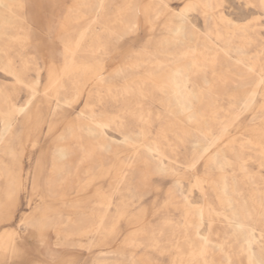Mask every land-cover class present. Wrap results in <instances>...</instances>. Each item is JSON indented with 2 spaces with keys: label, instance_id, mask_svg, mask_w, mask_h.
Masks as SVG:
<instances>
[{
  "label": "rangeland",
  "instance_id": "374dc122",
  "mask_svg": "<svg viewBox=\"0 0 264 264\" xmlns=\"http://www.w3.org/2000/svg\"><path fill=\"white\" fill-rule=\"evenodd\" d=\"M245 2L253 7L229 26L217 0H0V168L26 114L11 107L31 94L36 106L67 109L66 123L44 141L41 188H31V176L43 133L37 146H20L10 193L0 176V264L69 255L80 264H129V254H107L114 245L78 234L97 198L74 213L75 186L100 167L109 170L97 184L109 216L120 204L155 201L124 229H143L138 246H124L146 248L133 264L264 261V10L260 0ZM128 21L138 24L135 49L117 63L107 51ZM55 143L69 149L67 159L55 158ZM28 217L38 228L26 229L27 251L15 255L16 229ZM153 231L157 248L149 250Z\"/></svg>",
  "mask_w": 264,
  "mask_h": 264
},
{
  "label": "crops",
  "instance_id": "0c3cea01",
  "mask_svg": "<svg viewBox=\"0 0 264 264\" xmlns=\"http://www.w3.org/2000/svg\"><path fill=\"white\" fill-rule=\"evenodd\" d=\"M28 97L24 101H26ZM30 98L32 99L33 102L31 103L30 107L25 111L26 114H25L24 121L22 122L20 126L15 128V130L11 133L10 139L8 141L7 148H6V156H5L6 158L5 163L7 166L3 167L2 169L0 168L1 169L0 176L4 180V182H6L7 184V193H10V191L13 190L18 185L17 172H16L15 167L12 166V164L18 159L20 146L22 145V143L26 141L29 142L30 148L37 146L39 142L41 141V134L43 133L42 134L43 141L39 146V149L37 152L38 158L35 160V166L33 168V174L31 176V188L32 189L41 188L40 182H41V176H42L41 175L42 166L40 162L42 161L43 157H45L46 149H47V146L49 145V144H44V141L50 140L51 137L55 133H57L58 129L60 128V125L66 123L67 109L61 107L60 105H55L53 108L49 104H41L40 106H36L34 103V96L29 97V99ZM58 101L59 103L64 104L63 100L59 99ZM16 113L20 114L21 112L18 111ZM11 123H12L11 120H8L6 122L5 126L7 130L11 126ZM43 127H46L45 132H43ZM55 146H56L54 149V152L56 154L55 158L58 161H63L67 159L68 156H70V151L68 148H66V146H64L61 143H58ZM108 171H109L108 169H104L100 167L95 172H92V173L87 172V175L84 177V179L82 181H78V183L75 186L76 191H75V194L73 195V198L71 199V202H72L71 207L74 209V213L79 212L80 202L82 200H88L92 197L97 198V201L93 204L92 209L86 214L87 220H86L85 225L89 226V225L95 224L94 221L97 216L96 214H97V209H98V203L102 202L104 195L106 196V194L101 189H99L97 184L104 179V176ZM42 198L43 196L40 194V199L43 200ZM154 202L155 201L153 200L150 206H154ZM139 203H140L139 205H141L142 208L148 207L144 199L139 201ZM2 207H3V202L0 201V218L4 215L3 210H1ZM120 207L123 208V204H120ZM132 207H135V209L138 208V206L137 207L132 206ZM107 210H108V207H103L101 212L105 213ZM140 213L141 212H139V214ZM107 217H108V214H107ZM27 220L34 222V220H32L29 217L27 218ZM68 221L72 224H77V222H75L73 218L68 219ZM105 221L107 222V224L110 223L108 221V218ZM78 234H80V231ZM123 235H124V230L120 231V236L122 238H123ZM91 237H96L99 245L112 246L116 242L114 241L115 238L112 239L113 242L109 238H106V242H104V239H99L95 235V233H93L90 236V238ZM121 237L119 239L120 241L122 239ZM109 241H111L112 243H109ZM118 260L119 259H116L114 261H118Z\"/></svg>",
  "mask_w": 264,
  "mask_h": 264
},
{
  "label": "snow or ice",
  "instance_id": "6c2138e0",
  "mask_svg": "<svg viewBox=\"0 0 264 264\" xmlns=\"http://www.w3.org/2000/svg\"><path fill=\"white\" fill-rule=\"evenodd\" d=\"M101 7H103V5H101ZM188 7L190 6H185V8ZM214 7L215 10L219 13L220 21L229 26H232L234 20L245 19V17L243 16L244 10L246 8L253 7V5L246 3L245 0H217V3L214 5ZM260 7L262 10H264V0H260ZM226 14H230L232 18H229V16ZM179 15L181 19L184 18L183 10ZM261 22L264 23V17H262ZM251 23L252 21H246L245 23L236 24L235 26L238 28H246ZM49 31H51V27L49 28ZM137 31L138 24L129 21L122 30L115 33L116 39L108 49L107 55L113 58L117 63L125 58L130 59L133 50L135 49ZM249 71H251V69H249ZM23 86L34 91L32 85L30 84H24ZM32 102L33 101L30 98L29 101L19 109V111L21 113L25 112L30 107ZM158 174L166 175L167 173L164 170H161ZM148 187H150V182L146 178L145 189L147 190ZM27 228H38V225L27 219H21L20 227L16 229V234L14 236L12 244L13 252L15 255H23L27 251L26 246L28 244L29 236V234L26 232ZM39 242L41 245H43L45 242L43 233H41L39 237ZM14 264H30V262L21 260L18 262H14ZM42 264H80V261L76 259L74 255H69L65 259L45 261L42 262ZM250 264H252L251 261ZM260 264H264V261H261Z\"/></svg>",
  "mask_w": 264,
  "mask_h": 264
},
{
  "label": "bare ground",
  "instance_id": "6f19581e",
  "mask_svg": "<svg viewBox=\"0 0 264 264\" xmlns=\"http://www.w3.org/2000/svg\"><path fill=\"white\" fill-rule=\"evenodd\" d=\"M143 1V0H142ZM145 1V0H144ZM156 1V0H155ZM158 1V0H157ZM161 1V0H160ZM171 1V0H170ZM173 1V0H172ZM209 1V0H208ZM182 2H183V0H182ZM186 2H188V1H186ZM156 3V2H155ZM154 3V4H155ZM171 3V2H170ZM200 3V2H199ZM160 5V4H159ZM164 5V4H163ZM167 6V5H166ZM181 6V5H180ZM196 6V5H195ZM207 6H208V4H207ZM125 7V6H124ZM171 8V7H170ZM173 8V7H172ZM178 8V7H177ZM208 9V8H207ZM126 10V9H125ZM172 10V9H171ZM127 11V10H126ZM138 11V10H137ZM207 11V10H206ZM179 12V11H178ZM197 12V11H196ZM124 14V13H123ZM158 14V13H157ZM161 14V13H160ZM214 14V13H213ZM121 16H123V15H121ZM151 17V16H150ZM185 17V16H184ZM116 19H117V17H116ZM140 19V18H139ZM119 20V19H118ZM134 20V19H133ZM208 20V19H207ZM117 22V21H116ZM129 22V21H128ZM126 23V22H125ZM137 23V22H136ZM152 23V22H151ZM112 24V23H111ZM122 24V23H121ZM224 24V23H223ZM107 26V25H106ZM210 26V25H209ZM224 26V25H223ZM140 27V26H139ZM170 27V26H169ZM174 27V26H173ZM212 27V26H211ZM250 27V26H249ZM120 28V27H119ZM24 29V28H23ZM212 29V28H211ZM174 31V30H173ZM25 33V32H24ZM27 34V33H26ZM23 35V34H22ZM103 35V34H102ZM27 36V35H26ZM223 36V35H222ZM212 41V40H211ZM217 45V44H216ZM218 46V45H217ZM145 49V48H144ZM183 50V49H182ZM189 52V51H188ZM190 53V52H189ZM151 54V53H150ZM11 57V56H10ZM71 58V57H70ZM84 66H86V65H84ZM209 67V66H208ZM16 69V68H15ZM135 70V69H134ZM204 72V71H203ZM126 73V72H125ZM177 74V73H176ZM182 74V73H181ZM192 74V73H191ZM61 76V75H60ZM224 76V75H223ZM184 78V77H183ZM59 79V78H58ZM94 79V78H93ZM33 80H35V79H33ZM32 81V80H31ZM183 81V80H182ZM187 82H188V80H187ZM253 82V81H252ZM57 83V82H56ZM260 83H262V82H260ZM263 86V85H262ZM258 87H259V85H258ZM143 89H144V86H143ZM38 90V89H37ZM40 90V89H39ZM38 90V91H39ZM257 90V89H256ZM30 91V90H29ZM180 91V90H179ZM184 91H185V89H184ZM8 92V91H7ZM196 92V91H195ZM213 92V91H212ZM34 94V93H33ZM183 94V93H182ZM195 94V93H194ZM185 95V94H184ZM256 95V94H255ZM32 95L30 94V96L29 97H31ZM10 97V96H9ZM29 97H28V99L26 100V101H24V102H21L17 107H11L10 108V114H14V113H16V112H18L19 111V109L21 108V107H23L27 102H28V100H29ZM177 97V96H176ZM189 102V101H188ZM14 104V103H13ZM17 105V104H16ZM191 106V105H190ZM6 109V108H5ZM4 110V109H3ZM194 115V114H193ZM97 123V122H96ZM165 134V133H164ZM224 138H225V136H224ZM227 138V137H226ZM230 138V137H229ZM235 139V138H234ZM124 140H126V139H124ZM168 140V139H167ZM227 140V139H226ZM231 140V139H230ZM152 142V141H151ZM225 142V141H224ZM228 142V141H227ZM244 143V142H243ZM246 143V142H245ZM244 143V144H245ZM257 143V142H256ZM141 144V143H140ZM213 144V143H212ZM258 144V143H257ZM138 145V144H137ZM231 145V144H230ZM237 145H238V143H237ZM239 145H240V143H239ZM242 145V144H241ZM254 145V144H253ZM243 146V145H242ZM138 147V146H137ZM211 147V146H210ZM226 147V146H225ZM230 147V146H229ZM228 147V148H229ZM244 147V146H243ZM205 148V147H204ZM234 148V147H233ZM223 149V148H222ZM231 149H232V147H231ZM238 149V148H237ZM236 149V150H237ZM139 150V149H138ZM147 150V149H146ZM149 150V149H148ZM217 150V149H216ZM263 150V149H262ZM214 151V150H213ZM226 151V150H225ZM134 152V151H133ZM216 152V151H215ZM239 152V151H238ZM213 153V152H212ZM235 153V152H234ZM218 154V153H217ZM236 155V154H235ZM160 156V155H159ZM206 156H207V154H206ZM163 158V157H162ZM167 159V158H166ZM217 160V159H216ZM218 161V160H217ZM173 163V162H172ZM189 168V167H188ZM244 169V168H243ZM246 170V169H245ZM248 174V173H247ZM248 176V175H247ZM199 180V179H198ZM202 181V180H201ZM204 181V180H203ZM200 185H201V183H200ZM194 186V185H193ZM205 186V185H204ZM200 188H201V186H200ZM98 189V188H97ZM198 189V188H197ZM203 189V188H202ZM249 198V197H248ZM185 200H187L186 198H185ZM140 203H137L135 206L137 207L138 206V210L137 209H135V207H134V209H131L132 207H129V206H127L128 204H124L123 205V208H121L120 207V210H118L117 208L116 209H114V211H115V213L113 214V215H108V217H107V214H106V212L104 213V212H101L102 211V209H103V207H109L110 205H111V203H110V201H109V199L104 195V198H103V200H102V202H100V203H98V209H97V216H96V219H95V224H92V225H89L87 228H84L83 230H81L80 231V236H86V237H90L93 233H95V235L99 238V239H106L107 238V236L109 237V239L113 242V240L112 239H114V236L115 235H117V234H119L120 233V231H122V230H124L125 229V227L127 226V225H131V224H133V223H135L136 222V216H138V214H139V212H143V210H142V207H141V205H139ZM189 206H190V204H189ZM152 206H150V207H147V208H145V209H149V208H151ZM189 208V207H188ZM190 209V208H189ZM188 209V210H189ZM202 209V208H201ZM184 212V211H183ZM150 213H151V211H150ZM149 213V214H150ZM185 213V212H184ZM190 213V212H189ZM229 213H231V212H229ZM234 214V213H233ZM237 214V213H236ZM264 214V213H263ZM188 215V214H187ZM230 216H231V214H229ZM237 216V215H236ZM234 217V216H233ZM108 218V221L110 222L109 224H107V222L105 221L106 219ZM186 218V217H185ZM238 218V217H237ZM145 219V218H144ZM147 219V218H146ZM145 219V220H146ZM188 220V219H187ZM236 220V219H235ZM140 221V220H139ZM143 222H144V220H143ZM138 223V222H137ZM118 225H120V227L118 226ZM152 225V224H151ZM164 225V224H163ZM147 226V225H146ZM146 228V227H145ZM147 228H148V226H147ZM151 228V227H150ZM152 230H153V228H151ZM141 231H143V229L141 228V227H139L138 229H135L134 231H131V232H127L125 235H123V238L121 239V241H119L118 243H115L114 244V246H115V248H113V249H111L109 252H107V254H115V255H118V254H120V253H123V254H129V256L131 257H129L128 259H130V261H128L129 262V264H133L132 263V261L134 260V258H133V255H134V253H136L137 252V250L136 249H126L127 248V246L128 245H132V246H138V241L136 240V232H138V233H140ZM147 231V230H146ZM12 235V234H11ZM107 235V236H106ZM142 236V235H141ZM149 237H150V248H149V250H155L156 248H157V240H156V238H155V234L153 233V232H150V234H149ZM142 238V237H141ZM248 239H249V237H248ZM146 240V239H145ZM247 240V239H246ZM10 241V240H9ZM111 241H109V243H112ZM141 242V241H140ZM124 246H126V248H124ZM112 247H113V245H112ZM143 247V246H142ZM249 247V246H248ZM141 248V247H140ZM139 248V252L140 253H145V252H147V250H145L146 248L145 247H143V248H141L140 249ZM176 248V247H175ZM223 248V247H222ZM139 252H137V253H139ZM125 256H127V255H125ZM230 256V255H229ZM255 256V255H254ZM121 258V257H120ZM173 258H175V257H173ZM180 258V257H179ZM179 260V259H178ZM181 260V259H180ZM183 260V259H182ZM181 260V261H182ZM197 260V259H196ZM255 260H256V258H255ZM121 261V260H120ZM258 261V260H257ZM256 261V262H257ZM114 262H116V261H114ZM260 263V262H259ZM100 264H104V263H100ZM115 264H118V261L115 263ZM144 264H148V263H144ZM151 264V263H150ZM152 264H154V263H152ZM182 264V263H181ZM229 264V263H228Z\"/></svg>",
  "mask_w": 264,
  "mask_h": 264
}]
</instances>
